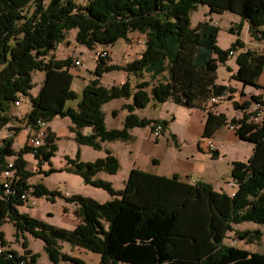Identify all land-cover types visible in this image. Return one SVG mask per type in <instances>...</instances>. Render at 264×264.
<instances>
[{
    "label": "trees",
    "instance_id": "16d2710c",
    "mask_svg": "<svg viewBox=\"0 0 264 264\" xmlns=\"http://www.w3.org/2000/svg\"><path fill=\"white\" fill-rule=\"evenodd\" d=\"M198 4H206L211 12L240 15L249 23V34L256 40L264 39V0H87L83 5L75 0H0V126L11 118L5 113L6 103L18 102L21 94L29 95L31 72L37 69L44 71V79L22 116L26 126L39 129L52 117L68 116L74 141L99 150L105 148V142L131 141L133 127L150 125L153 130L160 122L164 132L168 120L140 117L134 110L151 100H172L206 112L202 137H212L218 127L231 124L241 140L253 144V154L245 161H232L230 175L236 190L229 194L204 180L191 184L176 174L159 175L137 167L129 170L123 187L115 189L109 180L98 176L100 172L115 174L119 169V159L109 148L103 157L92 161L65 156L63 165L80 175L84 183L105 189L110 198L104 202L80 193L62 194L43 183H28L33 171L26 168L23 155L32 154L39 167L54 156L56 135L47 127L40 146L26 143L15 151L13 136L2 138L0 172L11 157L18 176L9 193L0 183V227L9 220L18 231L41 239L53 263L84 264L59 249L57 241L63 240L100 254L101 264H264V246L263 251H249L224 242L228 231L249 243L261 238L259 229L238 230L234 225L243 221L264 225V115L253 121L250 108L258 102L264 105V99L260 93H252L241 103L234 100L239 109L248 108L238 118L228 119L212 110L216 104L209 103L212 97L227 94L224 98L230 99L235 92V87L217 83V63L224 62L233 47H243L244 42L238 37L224 50L217 45L216 24L201 20L191 26L189 15ZM71 29L77 43L88 49L102 46L109 50L108 45L117 39H129L130 31L145 38L140 55L120 67L108 63L109 56H99L94 76L82 87L75 107L65 106L67 100L78 97L70 88L71 56H49ZM229 30L238 33L240 27ZM236 61L233 77L243 85L259 88L264 53L246 49L238 53ZM115 67L139 77L147 73L148 79L139 80L135 89L128 81L104 86L103 73ZM129 96L132 102L124 104L127 114L122 126L106 127L102 105ZM86 127L91 132L84 134ZM14 129L15 135L20 126ZM218 153L210 154L215 157ZM54 170L50 166L39 172ZM25 192L52 202L63 197L75 204L78 220L74 227L68 230L20 212L17 207L24 204L21 194ZM3 237L0 228V264H36V255L25 242L24 253L19 254L4 248Z\"/></svg>",
    "mask_w": 264,
    "mask_h": 264
},
{
    "label": "rangeland",
    "instance_id": "374dc122",
    "mask_svg": "<svg viewBox=\"0 0 264 264\" xmlns=\"http://www.w3.org/2000/svg\"><path fill=\"white\" fill-rule=\"evenodd\" d=\"M78 5H83L87 0H75ZM191 26H195L198 21L208 20L211 23L216 24L219 27L217 31V45L219 48L227 50L239 37L243 42L244 46L239 47L236 45L232 49V54H229L228 58L223 62L217 63V83H223V85H231L235 87L236 98H221L216 102L213 109H221L228 119L233 116L237 118L240 117L246 110L239 109L234 104V100L238 103L243 102V99H250L251 91L257 90L261 93L264 98V67L262 73L257 79L260 87L255 88L252 85H243L235 77L233 73L237 68L236 57L238 53L240 54L246 49H254L257 52L264 53V39L256 40L253 36L249 34V23L240 18V15L232 13L229 11H223L222 13L211 12L206 4H198L196 8L192 10L189 15ZM240 27V32H231L230 27ZM128 38L117 39L114 43L108 45L110 54L108 63L115 64L117 67L125 64L130 59L138 57L144 47L145 38L143 34L138 32L130 31L128 33ZM100 46H95L88 49L85 45L77 43L75 39V30H69L67 32L64 41L60 42L54 50L51 51L49 56H54L56 59H63L67 56H71V64L69 65V71L73 76L71 89L75 91L78 97L74 100H67L65 106L75 107L76 102H78L82 87L87 84L93 78V71L96 64V59L93 55L95 49ZM48 56V57H49ZM75 59H80L84 62V66H78L74 64ZM113 68L111 70L103 73L101 77V82L104 86H111L113 84L119 85L125 81H128L133 89H135L136 83L147 78V73L143 74L142 77L134 75L132 71H126L121 68ZM31 79L33 86L29 90V95L24 96L21 94L19 96V101L17 104L14 102H7L5 113L9 114L11 118L6 124L0 126V145L2 144V138L6 135L13 136L12 148L17 151L26 143L31 144V138L34 136L38 127L30 128L27 127L22 116L30 109V96L36 95L44 79V71L41 69L33 70L31 72ZM242 90L244 93H242ZM242 93V95H241ZM233 95V97H235ZM171 101V100H170ZM132 102V97H119L113 98L102 105V110L105 115L104 124L106 127L120 128L122 126V119H124L127 109L124 104ZM156 103L155 107L152 106ZM161 107V102L151 100V103L143 109V112L150 116L163 115L164 108ZM250 108L253 109V106ZM162 109V110H161ZM163 111V112H162ZM189 109L181 105H177L175 109V117L173 123L178 126H183L184 121H186ZM18 114V115H16ZM14 116L18 117L15 118ZM253 121H260L253 117ZM71 125L69 117H52L49 121L43 123L42 128L46 130L47 127H51L56 135L55 139V151L54 156L51 160L43 163L39 167L37 164V159L33 157L32 154L26 153L23 158L27 160L26 168L33 171L32 175L27 177L28 183H43L51 190H59L62 194H75L80 193L84 196H90L99 202H104L110 198V194L103 188H98L90 184L83 182L82 177L78 174L67 171L63 167L65 163V156L74 158L76 155L79 159L83 161H92L97 157H103L105 155V148L114 153V155L119 159L120 165L119 169L115 174H109L102 172L104 178H112L111 183L115 189H120L123 187V182L127 178L128 169L134 160L140 162L143 167L151 171L158 172L159 174H166L169 171V164H167V156L164 149L165 139H169V133H164L162 136L158 137L155 141L153 138V132L150 125L146 127H139L133 130L136 135L135 143L131 141H110L107 142V146L101 150L93 148L91 146H82L83 148L78 150L79 145L73 140L72 132L69 129ZM14 126H20V130L14 135ZM170 141V139H169ZM131 143V144H130ZM224 145V143H223ZM225 146V145H224ZM223 146L222 150L225 148ZM233 148L235 152L239 155L241 161H245L251 154H253V144L250 141L240 140L239 145H234ZM130 150H132L130 152ZM184 151H187L184 149ZM150 156H155L159 160V164L149 161ZM13 158H8L11 161ZM146 160L147 163H146ZM221 173L224 174L222 178L223 188L225 191L231 194L236 190L234 185H230L232 177L230 171L232 169V162L230 164L226 162V159L222 158L219 160ZM230 165V166H229ZM50 166L55 168L52 172L45 174L44 172H39L41 170H47ZM108 180V179H107ZM29 194V202L19 205L17 208L20 212H26L35 218L42 219L50 225L64 227L65 229H72L77 222V216L75 214L76 206L73 203L66 202L63 197H56L55 201L52 202L45 196L36 197L35 195ZM34 200V202H32ZM1 230L4 233V248L13 249L19 252V254L24 253L23 242L26 243V247L30 249L36 255V264H73L70 261L60 260L58 263H53L49 260L47 253L44 249V242L36 238L33 234L29 232L18 231L13 223L9 220L4 221L1 224ZM235 229L238 230H261V238L256 242H247L236 237L233 231H228L224 242L227 244H232L233 246L247 248L249 251H263L264 246V225L263 223H255L252 221H243L234 225ZM57 245L61 251H64L70 256L79 258L84 264H101L100 257L95 251L88 250L85 248H80V246L71 245L63 240H58ZM1 246V241H0Z\"/></svg>",
    "mask_w": 264,
    "mask_h": 264
},
{
    "label": "crops",
    "instance_id": "0c3cea01",
    "mask_svg": "<svg viewBox=\"0 0 264 264\" xmlns=\"http://www.w3.org/2000/svg\"><path fill=\"white\" fill-rule=\"evenodd\" d=\"M235 93L236 91L233 93L234 96H235ZM242 93H244L243 90H242ZM252 93L259 94L260 92H257V90H254V91H251L250 94ZM233 98H236V96ZM245 99L246 98H244L243 100ZM150 103L151 101L149 102V104ZM155 105L156 103L152 104L153 107H155ZM176 106L177 104L174 101L166 100L165 102L161 103V107H160V108L165 109L164 113L163 115L160 114L158 116H150V115H147L146 112L144 113L143 109L147 107V105H145L143 108H138L134 110V112L140 117L145 116V118H161V119L168 120V124L163 134L168 132L170 135L169 136L170 141L167 138L165 139L164 149L166 150L165 153L168 159L167 164H169L171 167H169L168 173L166 174L163 173L159 175L170 176L172 174H176L181 179L189 181V183L191 184L196 183L200 180H204V182H209L213 186L214 189H217L219 191L224 190L225 188H223L220 185L222 184V180L224 179V178L221 179V177H223L224 174L221 173L222 170L220 169L221 167L219 164L220 163L219 160L224 158L226 159L227 164L228 163L230 164V162H232L233 160H238L240 157L235 152V149L233 148V146L239 145V142L241 139L236 135L233 129L229 128L228 125H223V126L218 127L216 131L212 134V137L214 140L221 141L222 143H224L225 148L223 150L222 149L219 150V153L215 157L211 156V154L207 151L204 142L201 139L203 128H204L203 124L205 122L206 112L202 109L188 108L190 111H189L186 121H184V125L177 127L173 123V121H175L174 112H175ZM213 111L224 113L221 109L219 110L213 109ZM126 114L127 113H125L124 115V119H125ZM122 123H123V119H122ZM135 128L137 127H133L130 130L132 134V139L134 138L131 141L132 143H135L136 135L133 133V130ZM82 131L84 132V134H87L91 132V129L86 127V128H83ZM73 133L74 132H72V138L74 136ZM158 137L156 138L153 137V138L155 139V141H157ZM78 145H79V147L77 148L78 150L83 148L84 146H89V145H84V144H78ZM104 146L108 147L107 142L104 143ZM184 149H186L187 151H184ZM131 151L132 150H130V152ZM148 159L149 161H152L153 163L159 164V160L155 156H150ZM147 161L148 160H146V163ZM43 165L44 164H42V169H43ZM132 167L142 168L143 170L151 171L147 169L146 167H143L140 164V162L136 160L132 162V164L130 165L128 169V172ZM151 172L158 173L155 171H151ZM98 176L103 179H108L110 182L112 180V178H104L102 175V172H100Z\"/></svg>",
    "mask_w": 264,
    "mask_h": 264
},
{
    "label": "built area",
    "instance_id": "2783aa9c",
    "mask_svg": "<svg viewBox=\"0 0 264 264\" xmlns=\"http://www.w3.org/2000/svg\"><path fill=\"white\" fill-rule=\"evenodd\" d=\"M109 54H110V52L107 48L100 46L99 48L94 50L92 56H94L95 58H98L99 56L105 57V56H108ZM74 64L78 65V66H84V62L81 61L80 59H75ZM225 95H227V94H225ZM225 95H223V96L218 95V96L212 97L211 101H218L221 98H224ZM17 103L18 102L16 101L15 104H17ZM263 115H264V105L258 102L255 104L254 109H252L251 119H252V117L263 116ZM42 125H43V123H41L40 128L35 132L34 136L31 138V145H33V146H40L43 143V139L45 137L46 130L44 128H42ZM228 126H229V128L234 129L233 125L230 124ZM152 132L154 135L153 137H155V138L162 135L163 126L160 124V122H157L153 125ZM201 139L204 142L205 147L209 153H212L215 151L219 152V150H221L224 146L221 141H216L213 139V137H206L205 136V137H202ZM17 176L18 175L16 174V170L13 166V159H12L11 161H8V163L6 164L4 169L0 172V183H2V185L4 186L6 193H9L10 191H12L11 183L14 179H17ZM231 185H234L233 180L231 181ZM21 198L24 201V203L29 202V194L28 193H26V192L22 193ZM32 202H34V200H32Z\"/></svg>",
    "mask_w": 264,
    "mask_h": 264
},
{
    "label": "bare ground",
    "instance_id": "6f19581e",
    "mask_svg": "<svg viewBox=\"0 0 264 264\" xmlns=\"http://www.w3.org/2000/svg\"><path fill=\"white\" fill-rule=\"evenodd\" d=\"M262 117H263V116H257V117H255V118H256V119H260V120H261V119H262ZM252 119H253V117H252Z\"/></svg>",
    "mask_w": 264,
    "mask_h": 264
}]
</instances>
